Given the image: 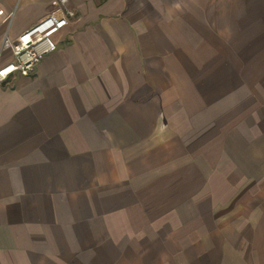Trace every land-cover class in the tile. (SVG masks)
Masks as SVG:
<instances>
[{
    "label": "crops",
    "instance_id": "obj_1",
    "mask_svg": "<svg viewBox=\"0 0 264 264\" xmlns=\"http://www.w3.org/2000/svg\"><path fill=\"white\" fill-rule=\"evenodd\" d=\"M68 5L0 83V264H264V0Z\"/></svg>",
    "mask_w": 264,
    "mask_h": 264
},
{
    "label": "built area",
    "instance_id": "obj_2",
    "mask_svg": "<svg viewBox=\"0 0 264 264\" xmlns=\"http://www.w3.org/2000/svg\"><path fill=\"white\" fill-rule=\"evenodd\" d=\"M50 11L11 40L5 36L0 50H9L12 60L0 66V83L15 75L28 76L34 72L40 59L54 51L57 43L53 36L61 30L74 11L68 0H50Z\"/></svg>",
    "mask_w": 264,
    "mask_h": 264
}]
</instances>
